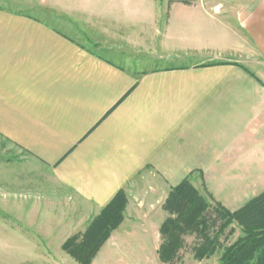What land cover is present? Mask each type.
I'll return each instance as SVG.
<instances>
[{"label": "crops", "instance_id": "crops-1", "mask_svg": "<svg viewBox=\"0 0 264 264\" xmlns=\"http://www.w3.org/2000/svg\"><path fill=\"white\" fill-rule=\"evenodd\" d=\"M48 1L28 4L35 14L0 5V142L24 152L64 191L39 209L14 208V219L30 226L18 227L29 247L16 264L38 258L31 228L41 212L37 229L61 246L119 191L128 192L123 222L91 264H114L118 254L145 261L150 230L163 220L154 203L184 179L200 194L256 179L260 185L248 191L264 190V0H228L237 7L225 14L212 0L164 1L163 33L150 26L160 12L156 0L88 4L96 8ZM133 6L143 7L132 13ZM144 7L153 11L149 19ZM171 32L189 37L183 59L151 48L159 38L161 50ZM150 58L179 63L140 65ZM139 179L148 186L144 205L131 198ZM65 200L77 226L56 217L62 210L55 203ZM236 204L221 205L234 212Z\"/></svg>", "mask_w": 264, "mask_h": 264}, {"label": "rangeland", "instance_id": "rangeland-1", "mask_svg": "<svg viewBox=\"0 0 264 264\" xmlns=\"http://www.w3.org/2000/svg\"><path fill=\"white\" fill-rule=\"evenodd\" d=\"M38 1L39 0H16V2L14 3L13 0H0V5L1 7L6 8V9H18L27 14H35V12L31 10L30 5L28 4L30 3L34 4V3H37ZM51 1L58 2V3L63 2L66 5H68L70 2H78L80 4L82 3L81 4L82 6L87 7L89 3L95 2L96 0H73V1L72 0H49L47 3ZM156 1L159 2L158 6L160 7L159 8L160 12L158 13L156 20L153 22H150V26L151 27L155 26L160 32L163 33L164 24H165L164 11H163L165 5L163 2L164 1L173 2L177 0H156ZM187 1H191V0H187ZM212 1L220 3V5L217 6V9H216L218 10L217 12L219 14H223V13L225 14V12H232L233 9H231V7H235L237 5V4H234L235 6L227 5L229 2L228 0H212ZM167 6L168 5L166 4V7ZM88 7L96 8L98 6L89 5ZM142 7L143 6H133L132 13L134 12L136 13V11L134 10L140 9ZM152 7L153 5L149 6V8H152ZM105 8H107V6H105ZM99 10L100 11L104 10V7L100 8ZM115 12L117 13V11ZM152 12L153 11H151L150 9L149 10L145 9V13H144L146 14L145 17L149 19ZM172 28H174V26ZM154 38L155 37H151L150 41L154 40ZM158 39L155 40L156 46H151V48L153 49L155 48L154 49L155 52L159 53L160 55L164 54V56L168 58L172 56L174 58L183 59L184 58L183 56L189 54L188 49L191 48V45L189 43V37L185 36L184 34L183 36L174 34V32L167 34L164 43L162 41L163 45L160 46L161 50H164V51H161L157 47ZM160 43L161 42L159 41V44ZM152 55H153V52H152ZM150 59L151 60L149 62H143L140 65L144 64L145 65L144 67H151L153 65L163 67L164 65H167V64L179 63V61L174 60V59H171V60L167 59L165 61H155L152 58ZM143 69H147V68H143ZM26 158H27V155L24 152H21L17 147L13 146L11 143L9 142L1 143L0 142V218H4L6 221V226L1 225L0 223V264L18 263L20 259L23 258L22 252L24 251V249L29 247V246L22 245L21 242L23 241L19 240L20 237L17 233L19 232V228L29 230L28 227L30 226L29 224H27L28 223L27 221H19V220L14 219V216H15L14 208H17V206H25L28 210L35 209V208L39 209L40 206H44L47 203L46 202L48 200L47 196L49 198V196L52 195L53 193L61 196L60 192H64L62 188L52 183L47 171H45L44 168L42 169L37 168L33 161L30 162V159L27 160ZM258 180L259 179L249 180L244 183V186L238 185L235 191H232V192H201L202 195L200 193L199 194L202 196V198H204L207 202H209L210 205H214L216 203L223 204V203H226V200L234 199L238 203L234 205V207H237L240 209L246 203H248L251 199H253L254 197H256L257 195L261 193V192L248 191V188H252L254 186L256 187L258 184L260 185L261 182L260 180L259 181ZM137 189H136L137 192H132L131 198H133L134 200L133 202H135L137 199H142L140 203H142V205L147 204L148 201L143 198L144 191L145 190L147 191L148 189L147 183L146 182L141 183L139 179V185ZM262 192H264V190ZM124 193L126 197V204H125V208L122 214L121 223L124 220V213H125L126 205L129 202L128 192H124ZM169 193L170 192L166 193V196L163 200H162V197L159 196V203L153 202L155 205L154 209L159 210V211L163 210L164 214L161 215L163 213L161 211V213L159 214L160 216H158L159 220H161V216H163V220H162V223L160 224L159 229L150 230L151 244L149 245L150 256L148 257V259L145 261L142 259V257H141V260H138V258L135 259L134 257L135 254H133L130 257L127 255L129 258L133 257V259L125 261V260H122L118 254V255H115L116 259L113 262L114 264H167V263L162 262L159 259L158 251L162 244L160 228H161V225L165 222V220L169 218V214L164 210ZM55 204H57V208L59 210L60 208L62 210L60 211V213L59 212L56 213V217H60L61 219H63V223H65V225H67L68 227L71 225L77 226V221L75 220L76 215L73 214L71 211H69L68 206H66L68 204L66 200L63 201L62 207L60 203H55ZM3 209H5L6 212L3 211ZM43 216H46V214L41 212V213L33 215L32 217V223H33V226L31 228L32 234L34 231L33 229L36 228V232L35 231L34 232L36 233V236L38 235L36 238L38 241V244L36 245L37 252H38V255H37L38 258L36 257L37 259L33 260L32 264H45V263H51V262H57L61 264L65 263V260L61 258L63 253L68 257L70 256L67 255L62 250V245L69 238L73 236H77V235L78 236L82 235L86 231L88 225L91 222L85 225L82 229L80 230L77 229L78 231L73 232L63 242V244L59 246L53 243L52 241H50L49 239H46V237L42 236V232L39 229H37L40 227L41 222L44 220ZM134 216L136 217L137 214L135 213ZM121 223L119 224V226L121 225ZM229 230H230V234L231 233L232 234L229 236L227 240H225L223 237L227 235ZM242 236H243V233L240 227H238L236 224H232L225 231V234L220 238V241L222 242L223 245H227V244L234 243L239 237H242ZM181 238L183 239L184 247L179 251L177 260H175L174 264H219L220 263V258L223 253L221 249L216 250L211 255L206 254L204 257L195 258L192 253V247L194 243L196 242L195 237L192 235H182ZM139 247L140 246H133L131 247L132 248L131 250L138 252ZM46 253L48 254L45 257L46 259L44 260L39 259L43 256L41 254L46 255ZM141 256H145V255L143 254ZM71 260L75 264H78L72 258ZM99 263H102V261L100 260Z\"/></svg>", "mask_w": 264, "mask_h": 264}, {"label": "trees", "instance_id": "trees-1", "mask_svg": "<svg viewBox=\"0 0 264 264\" xmlns=\"http://www.w3.org/2000/svg\"><path fill=\"white\" fill-rule=\"evenodd\" d=\"M125 204V193L121 190L86 231L69 238L62 250L78 264H91L100 247L121 223ZM164 210L169 218L160 228L162 244L158 255L162 262L174 264L184 247L181 236L192 235L196 239L192 247L195 258L221 249L219 264H264V192L231 212L218 203L210 205L186 178L171 189ZM232 224L240 227L243 236L223 245L220 238ZM231 234L229 230L223 238L227 240Z\"/></svg>", "mask_w": 264, "mask_h": 264}]
</instances>
